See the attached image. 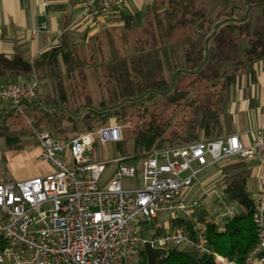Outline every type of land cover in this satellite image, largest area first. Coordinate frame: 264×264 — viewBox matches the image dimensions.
Segmentation results:
<instances>
[{
  "label": "built area",
  "instance_id": "obj_1",
  "mask_svg": "<svg viewBox=\"0 0 264 264\" xmlns=\"http://www.w3.org/2000/svg\"><path fill=\"white\" fill-rule=\"evenodd\" d=\"M45 3L46 0H43ZM128 0H81L80 18L91 26ZM50 30L43 22L32 30ZM40 80L21 75L0 86V102L23 111L37 98ZM39 158L53 166L51 172L26 179L0 182V264H143L144 244L155 248L175 246L213 256L216 264H264V171L254 197V223L258 239L243 261L231 260L208 244L206 221L198 215L200 200L183 195L204 168L232 156L255 158L264 168V130L246 145L237 133L159 148L136 164L119 156L118 168L106 184L101 180L109 161H92L86 153L99 143L119 142L123 125L113 122L69 138L36 130ZM198 164L194 168L193 164ZM141 173L138 188H125L124 177ZM161 211L172 219L185 214L191 228L178 226L153 238L141 236L142 226ZM234 214V205L219 209L214 221ZM1 241L5 244L1 246Z\"/></svg>",
  "mask_w": 264,
  "mask_h": 264
},
{
  "label": "trees",
  "instance_id": "obj_2",
  "mask_svg": "<svg viewBox=\"0 0 264 264\" xmlns=\"http://www.w3.org/2000/svg\"><path fill=\"white\" fill-rule=\"evenodd\" d=\"M168 2L176 6L182 4L179 8L192 16L191 19L182 17L176 19L177 14L172 12L166 18L168 20L167 30L163 29L164 22L158 25L161 31L159 32V38L161 40L168 39L165 45L169 46V49L173 51V57L177 58L174 62L175 71L171 84L178 79L179 75L196 74V78L189 85L193 86L195 81L202 80L206 84V91L202 99L195 104L190 115L189 113L179 115L178 112L180 107L178 105H181V101L189 99L190 91L186 87L178 88L175 91H172V87H169L165 92H159L157 89H151L148 86L142 95L132 100L131 105L144 101L143 98L150 101L157 93L165 95L163 106L155 105L152 110L146 108L143 112L137 114L138 121L134 122L133 125V136L136 144L135 156L127 153V145L126 147L122 144L119 145L121 156L127 157L125 160L133 159L136 163H139L142 157L149 156L155 149L215 138L222 133L224 127L230 130L226 109L231 98L232 89L244 77L254 79L255 74L252 65L264 58V0H242L240 3H233L229 11L226 0H223L221 2L224 3L219 2L218 4L221 6V10L217 13H215V7L206 10L205 0H169ZM195 6L198 8L196 9ZM196 22L199 23V26L196 25L193 32L198 34L199 29L202 31L197 36L202 41V45L198 49L187 48V43L193 41L194 37L189 35L187 38L185 36L176 38V33L184 25L188 26ZM170 38L171 41H169ZM181 45H184V51L179 53L177 48ZM74 46V44L63 42L59 46L43 52L36 58L34 63L24 62V69H34L36 76L38 71L45 72L44 77L64 76V73L72 76L79 69L80 63L74 53ZM161 48L162 46H158L157 50ZM145 51V48L139 50L142 53ZM148 51H152L151 48ZM146 62L147 65L151 64L150 60ZM181 62H184L181 64L182 66L179 65ZM62 63L66 65L65 71L61 69ZM12 64L9 62L8 66ZM4 68L0 65V73H5ZM141 69L135 72L143 73V78L150 79L149 67L146 69L142 67ZM150 84L157 85L158 88L171 85L166 79L150 82ZM144 94H147V97L142 98ZM66 97L67 95L64 93L63 99L66 100ZM38 103L41 102L32 100L27 102L25 107L31 109ZM102 105V108H93L84 117L88 120L86 125L89 130L97 128L95 124L99 121L102 125L119 122L120 116H125L127 113V111L117 108L119 105L108 107L104 103ZM171 105H175L176 109L174 108L173 111L169 112ZM5 111L7 112L0 119V136L5 137L7 146L11 149L20 146L21 142V133L12 129L10 122L15 112L18 113L19 111L15 108ZM39 112L35 113L36 125L50 122L51 115L48 114V111L42 115ZM60 122L56 121L52 124L56 125L57 130H69L64 127L61 128ZM225 173L227 175L225 193L230 200L238 202L242 208L241 212L227 217L223 226L218 222L207 220L202 211L197 215L206 221L209 246L228 259L243 261L258 239L257 227L254 223V197L247 186L249 172L247 169L242 168L225 169ZM1 181L7 180L0 179ZM172 225L174 227L191 228L193 223L183 216H178L172 219ZM160 233V230H156V234ZM3 244H5V241H1V246ZM142 253L144 257L143 264H149L144 249ZM157 264L216 263L211 255L172 246L166 249V253L158 259Z\"/></svg>",
  "mask_w": 264,
  "mask_h": 264
},
{
  "label": "rangeland",
  "instance_id": "obj_3",
  "mask_svg": "<svg viewBox=\"0 0 264 264\" xmlns=\"http://www.w3.org/2000/svg\"><path fill=\"white\" fill-rule=\"evenodd\" d=\"M214 1H218L215 6V13H217L221 10V6L218 4L219 2L224 3L221 2L223 0H205L207 5V7L205 5V8L208 11ZM241 1L226 0L228 11L233 3H240ZM197 5L200 7L199 4ZM181 6L182 4L176 6L168 2L163 7L152 11L148 17L146 27L141 31H129L123 34L114 33L113 35L105 34L79 40L77 44H74V53L78 58V62H80L79 69L72 76L64 73V76L44 77L45 72L38 71L40 90L37 99L42 100V102L31 109H26L25 107L23 111L15 112V115L10 119L12 128L21 127L26 129L16 130V132L21 133L20 146L10 149L7 146L5 137L0 136V178L12 175L11 169L15 171L16 177L19 179L30 178L36 175L37 171L45 172L48 169V164L40 161L41 146L35 134L36 130L47 129L55 137L61 139L71 135H78L81 132L91 131L86 125L88 120L84 117L93 108H102L104 103L107 107L119 105L116 107L127 111L125 116H120L121 118H119V123L123 125V140L118 143L108 142L103 146L99 143L98 136H94L96 144L92 151L86 153V158L92 161H109L101 180L103 185L106 184L120 164L114 161L115 158L122 155L120 144L124 147L127 145V153L135 156L136 144L133 136V125L134 122L138 121L137 114L143 112L146 108L152 110L155 105L163 106L165 103V95L157 93L150 101L147 98H143L147 97V94H144L142 96L144 101L131 105L132 100L142 95L148 86L151 89H157L159 92H165L169 87H172V91L186 87L190 91L189 99L181 101V105H178L180 106L178 112L180 113L179 115L182 113H189L190 115L195 104L202 99L206 91V84L201 80L195 81L193 86L189 85L197 76L189 73L179 75L178 79L171 84L175 71L174 62L177 58L173 57V51L169 49V46L165 45L168 39L161 40L159 38V32L161 31L158 28V25L164 22L163 29L167 30L168 20L166 18L172 12L177 14L176 19L181 17L191 19V14L181 10ZM198 7L195 6L196 9ZM198 24L196 22L188 26L184 25L176 33V38L181 36L187 38L189 35L194 37L193 41L187 43V48L198 49L202 45V41L197 38L202 31L199 29L198 34L193 32ZM171 40L170 38L169 41ZM158 46H162V48L157 50ZM183 46H179L177 52H183ZM142 48L146 50L143 53L139 52ZM149 48L152 51H148ZM147 60H150L151 64L147 65ZM183 63L181 62L179 65L182 66L181 64ZM142 67H145V69L149 67L150 79L143 78V73L135 72L138 69L142 70ZM61 69L65 71L66 65L62 63ZM161 79H166L171 85L161 88H158L157 85H149L150 82H157ZM8 81L11 80L8 78ZM64 93L67 95L66 100L63 99ZM174 108L175 105H171L169 112L173 111ZM38 111H40L39 114L41 115L48 111V114L51 115L50 122L36 125L35 113ZM56 121H61V128L64 127L69 130H57L56 125L52 124ZM95 125L99 127L102 124L99 121ZM223 130H227L226 127ZM144 158L142 157L141 161ZM243 161L242 158L240 160V158L232 156L202 169L197 174L193 185L183 195V198L187 201L197 198L201 201L198 209L206 210L211 215H214L215 210L224 208L225 205H234V213L241 212L242 208L238 202L230 200L225 193V180L227 177L225 169H238ZM225 162L228 163L225 165ZM123 163L136 164L133 159L125 160ZM193 167L198 168L199 166L194 163ZM140 182V172L136 177L123 178V186L125 188H138ZM247 186L254 195L255 191L252 188L250 179L247 181ZM223 200L227 202L224 204ZM181 216L185 217V214L182 213ZM171 223L172 216L170 212L161 211L156 218L142 226L141 236L151 239L156 230H160L163 233L167 229V225Z\"/></svg>",
  "mask_w": 264,
  "mask_h": 264
},
{
  "label": "crops",
  "instance_id": "obj_4",
  "mask_svg": "<svg viewBox=\"0 0 264 264\" xmlns=\"http://www.w3.org/2000/svg\"><path fill=\"white\" fill-rule=\"evenodd\" d=\"M80 1L46 0L44 3L43 0H0V65L5 67V73H0V86L16 80L18 75H21L23 80L34 77V69H24V62L34 63L43 52L63 42L77 44L79 40L100 35L143 30L150 13L163 7L169 0H128L124 7L104 14L91 26L85 25L80 18ZM211 5L215 7L217 1ZM43 22L48 23L50 30H42L38 34L32 33V30ZM9 62L13 63V66H8ZM252 68L255 78L244 77L232 89L226 109L230 130H222L221 135L237 133L246 145L253 141L257 131L264 130V58L254 62ZM8 78L11 81H8ZM35 100L38 101L37 98ZM11 108L10 102H0V119L7 112L5 110ZM12 129L26 130L21 127ZM236 157L240 160L242 158ZM242 159L244 161L238 169L248 170V180L250 179L252 188L256 191L264 168L258 166V160L255 158ZM40 161L48 164V169L43 171L44 173L53 170L50 163ZM43 172L37 171L35 174H44ZM11 174L3 177L2 180L19 179L13 169ZM225 202L227 201L223 200L224 204ZM218 210H215L214 215L206 210L201 211L207 220L214 221ZM226 218L218 223L223 226ZM169 228H174L172 223L167 225L166 230Z\"/></svg>",
  "mask_w": 264,
  "mask_h": 264
},
{
  "label": "water",
  "instance_id": "obj_5",
  "mask_svg": "<svg viewBox=\"0 0 264 264\" xmlns=\"http://www.w3.org/2000/svg\"><path fill=\"white\" fill-rule=\"evenodd\" d=\"M144 251L148 257L149 264H157L158 259L166 253V249L155 248L149 241L144 244Z\"/></svg>",
  "mask_w": 264,
  "mask_h": 264
}]
</instances>
